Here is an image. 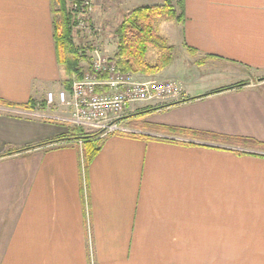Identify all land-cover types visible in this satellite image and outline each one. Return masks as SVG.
<instances>
[{"label":"crops","instance_id":"crops-1","mask_svg":"<svg viewBox=\"0 0 264 264\" xmlns=\"http://www.w3.org/2000/svg\"><path fill=\"white\" fill-rule=\"evenodd\" d=\"M163 1L121 0L119 18ZM171 2L175 16L156 22L170 63L131 73L172 80L178 95L130 103L125 118L151 112L147 125L196 135L115 130L84 164L87 124L45 99L72 79L57 62L52 1L0 0V99L36 101L0 104V264H264V0ZM210 62L237 70L232 81L186 79Z\"/></svg>","mask_w":264,"mask_h":264},{"label":"trees","instance_id":"trees-1","mask_svg":"<svg viewBox=\"0 0 264 264\" xmlns=\"http://www.w3.org/2000/svg\"><path fill=\"white\" fill-rule=\"evenodd\" d=\"M57 4L54 9L57 16L53 17V39L55 45V53L57 62L63 66L68 74H75L77 78L83 75L84 69L81 67L82 60H88L85 48L77 45L73 41L75 33V13L71 9V2L67 8L68 0H51ZM175 16V11L171 0H164L161 3L139 5L131 10L125 11L119 23L114 29L116 36V52L114 53L115 64L120 71L123 72H141L153 74L166 67L172 59V47L167 44L165 38L157 33V19H169ZM89 21V18L87 19ZM148 47H152L157 53V59L149 62L146 58ZM89 63L88 65L90 64ZM245 82H239L235 85L223 87L224 90L234 86L242 85ZM71 81L66 80L65 86L70 87ZM214 92V91H213ZM194 97H187L182 100H189ZM179 100L178 102L182 101ZM0 104L8 106H20L23 108H32L36 105V101L30 98L26 103L15 104L0 99ZM45 102L41 101L40 105ZM171 104V103H170ZM136 112L134 114H138ZM146 124V123H145ZM152 125V124H151ZM153 127L166 131L167 133L193 134L195 131L183 127L152 125ZM100 131L81 135L82 140V156L84 164H87L98 152ZM138 136V135H137ZM151 137V136H149ZM65 137H61L64 139ZM68 138V137H66ZM78 138V137H77ZM80 138V137H79ZM148 138V136H146ZM58 139L49 141L54 142ZM43 144H47L46 142ZM22 150V149H21ZM235 154H243V151H234ZM7 153H2L4 155ZM0 155V156H1Z\"/></svg>","mask_w":264,"mask_h":264},{"label":"built area","instance_id":"built-area-1","mask_svg":"<svg viewBox=\"0 0 264 264\" xmlns=\"http://www.w3.org/2000/svg\"><path fill=\"white\" fill-rule=\"evenodd\" d=\"M93 0H74L71 9L75 13V28H91L88 24ZM88 69L79 79H75L70 89L61 88L54 94L47 91L48 104L71 108V120L77 125L100 124L109 117L119 115L133 102L147 101L160 96L178 95L177 85L172 80H140L131 72L120 71L115 61L96 48ZM104 85V90H96ZM112 130L113 124H109Z\"/></svg>","mask_w":264,"mask_h":264},{"label":"rangeland","instance_id":"rangeland-1","mask_svg":"<svg viewBox=\"0 0 264 264\" xmlns=\"http://www.w3.org/2000/svg\"><path fill=\"white\" fill-rule=\"evenodd\" d=\"M70 1L71 0L67 1V8L70 5ZM121 3H122L121 0H93V6L88 21V24L91 25V28L90 29L75 28V33H73L74 43L83 46L85 48L87 55L90 57L88 60H82L80 62V65L84 69V71L88 69L89 60H91L95 55V53L92 51V49L95 48L100 53L107 54L110 58H112L115 61L114 55H111L110 53L111 50L109 49V46L113 44V39L116 38L113 35V32L116 24L119 22L120 19L119 13L123 11L121 8ZM57 7H58L57 4L53 3L52 20L54 16L58 15V13L54 12L56 11L54 9H57ZM116 47H117V42H116ZM215 67H217V64L212 62L207 64L205 63L201 67H189L188 70H185L186 71L185 75H190V77L186 76V79L193 80L194 78H196L195 76H203L204 80L208 84L217 85V84L227 83L229 81L231 82L234 73L237 72V70L232 69L230 66H225V68L223 69H219ZM189 70H191V72H189ZM198 71H200L199 74H197ZM246 72L247 73L250 72L251 74L253 73L249 69H247ZM252 75H254V73ZM69 76L70 78L72 77L71 84L75 79H79L82 77L81 76L77 78L75 74H71V75L69 74ZM62 88L67 90L70 89V87L67 88L64 86ZM164 97L165 96H160L157 97L156 99H162L163 101V99H165ZM152 115L154 114H152L151 112H147L126 119L125 109H124L121 113H119V115L109 117L106 122H102L100 124H87V128L89 131H85L84 133L89 134L100 131L101 134H106V133H112L115 130H120V129H134V130H143L147 132L149 131L155 132L156 128L153 127L151 124L150 125L145 124V121L143 120V118L148 119ZM113 123H114V127L112 126L111 127L112 130H111L110 126L108 125ZM76 132L79 133L80 130H76ZM225 141L226 139L221 140L220 142H225Z\"/></svg>","mask_w":264,"mask_h":264}]
</instances>
